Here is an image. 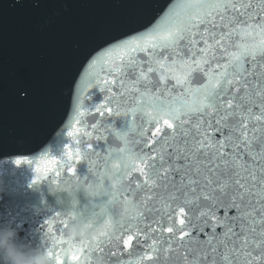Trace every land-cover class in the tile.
<instances>
[{
    "label": "snow or ice",
    "instance_id": "snow-or-ice-1",
    "mask_svg": "<svg viewBox=\"0 0 264 264\" xmlns=\"http://www.w3.org/2000/svg\"><path fill=\"white\" fill-rule=\"evenodd\" d=\"M132 25L85 56L71 143L34 169V184L106 197L44 221L52 264H264V0H180ZM76 219L87 233L69 241Z\"/></svg>",
    "mask_w": 264,
    "mask_h": 264
},
{
    "label": "water",
    "instance_id": "water-1",
    "mask_svg": "<svg viewBox=\"0 0 264 264\" xmlns=\"http://www.w3.org/2000/svg\"><path fill=\"white\" fill-rule=\"evenodd\" d=\"M179 2L0 0V227L13 228L14 242L23 250L44 245V221L55 213L74 211L87 217L99 212L106 201L104 196L92 197L79 189L71 193L56 189L48 180L32 182L34 169L45 167L53 156L59 159L62 142L71 143L67 130L72 103L66 95L72 77L80 80L81 62L86 64L85 56L114 34L112 24L131 23L139 28L140 23L163 14L169 4ZM19 82L31 88L26 101L16 99ZM17 159L22 160L20 165ZM78 171L85 175L86 165H79Z\"/></svg>",
    "mask_w": 264,
    "mask_h": 264
},
{
    "label": "clouds",
    "instance_id": "clouds-1",
    "mask_svg": "<svg viewBox=\"0 0 264 264\" xmlns=\"http://www.w3.org/2000/svg\"><path fill=\"white\" fill-rule=\"evenodd\" d=\"M87 233V225L83 220H70L65 236L69 241L81 239ZM17 233L11 227H0V264H52L48 250L55 246L50 240L47 247L25 251L14 241ZM93 264H107L102 255L93 258Z\"/></svg>",
    "mask_w": 264,
    "mask_h": 264
}]
</instances>
